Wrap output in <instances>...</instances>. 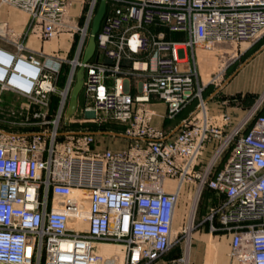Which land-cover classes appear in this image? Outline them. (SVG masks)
<instances>
[{
  "label": "built area",
  "instance_id": "1",
  "mask_svg": "<svg viewBox=\"0 0 264 264\" xmlns=\"http://www.w3.org/2000/svg\"><path fill=\"white\" fill-rule=\"evenodd\" d=\"M106 1L83 90L91 103L86 113L98 125L125 127L113 132L130 141L124 150L95 151L94 133H60L61 116L48 122L50 113L65 112L63 93L75 81L73 72L53 109L61 58L21 43L0 47V100L6 92L27 99L24 111L54 125L51 132L0 128V264H119L117 255L97 254L101 244L120 246L123 264H154L199 226L197 210L207 190L221 199L205 218L210 232L229 238L238 264H264L263 98L237 119L231 112L211 114L206 85L221 86L225 67L205 84L196 62L200 47L224 59L219 45L261 39L264 0ZM67 3L0 0L27 14L45 38L56 37ZM173 34L183 38L168 39ZM152 100L165 103L170 118L197 105L170 135L153 124ZM62 134L69 137L59 143ZM76 190L88 195L85 230L71 226L79 214L71 199ZM182 203L191 211L175 231Z\"/></svg>",
  "mask_w": 264,
  "mask_h": 264
},
{
  "label": "rangeland",
  "instance_id": "2",
  "mask_svg": "<svg viewBox=\"0 0 264 264\" xmlns=\"http://www.w3.org/2000/svg\"><path fill=\"white\" fill-rule=\"evenodd\" d=\"M101 0H68L67 10L64 16L63 22L58 27V32L54 38H45L41 35L39 28H34L31 25V20L27 15L13 7L9 6H0V28L7 29L6 38H0V47H6L8 49H14V46L11 43L15 44H24L26 47L34 50L36 52H44L48 55L56 58H61L63 61V68L61 74L58 76L55 84L58 87V91L50 96L51 106L53 109H56L61 101V93L66 90L67 83L69 82L70 74L78 72L80 69L79 65L76 63H83L84 52L91 35L92 23L94 16L98 11V7ZM6 7L9 10L16 11L14 15L11 12V15L14 16L13 19H8L6 14H1L2 9ZM20 13V14H19ZM25 15V17H23ZM13 20L14 23L8 21ZM7 23V24H6ZM14 33V34H12ZM97 37V36H96ZM5 39V40H4ZM8 41H10L8 43ZM264 43V36L259 39L257 42L252 43L254 50L260 48ZM249 43H224L219 45L217 48L218 54L226 53V58L221 59L217 55L216 51L211 52L206 50L204 47H200L197 52L196 62L198 70L200 73V81L207 84L210 81V78L215 75L218 67H225L227 69L233 62V59L230 58L233 55V51L236 52L237 45H248ZM229 49V50H228ZM233 50V51H231ZM201 54V55H200ZM75 63V64H74ZM221 64V65H220ZM187 67H181L182 70H185ZM76 83H72V88L68 93L67 105L65 112L59 114V112H52L47 115L48 122H53V120L60 117V123L58 125V131L60 133L72 132V131H85L91 132L92 130H98V122L94 121L95 116L92 114L86 113V108L91 105L90 101L87 98L85 91L83 90L79 96V106L76 114L72 118L67 117V110L69 107V101L71 96V91ZM218 85L220 83L218 82ZM206 90V89H205ZM29 104L27 99L18 98L14 95L6 92L0 100V128L12 132H21V133H32V132H51L54 130L53 124L42 125V116L36 117L34 113H28L23 110L25 105ZM31 108H35V105L32 104ZM13 123H39L37 125H13ZM111 123L105 124L110 125ZM69 135H60L58 137V142L62 143L68 140ZM187 195V194H186ZM209 198H213L212 195L209 196L207 192L203 194L202 201L197 210L196 215V225L199 226L193 230L188 237H178V243L171 250L176 256L177 260L175 264H186L185 260L187 258V248L190 241V248L192 253H197L199 260L198 264H204L206 260V250L208 243H206L207 238H212L218 244L219 251L222 252V255L216 254L215 263L219 260L222 261V264H238V262L231 256V248L229 247V240L226 238L214 237L218 234H213L210 232V227L205 218L208 215L209 209L212 206L209 202ZM218 198V197H217ZM216 198V202H220L221 199ZM71 199L76 200L79 203V214L77 216L82 217L87 210L88 204V195L85 191H82L80 194H72ZM191 208L185 207L182 204L179 206L180 210V219L178 222V230L181 227L184 214L189 213ZM78 218V217H77ZM210 236V237H209ZM222 236V235H218ZM194 257V255H193ZM192 257L190 264H195V259ZM212 264V254L208 255L207 263Z\"/></svg>",
  "mask_w": 264,
  "mask_h": 264
},
{
  "label": "crops",
  "instance_id": "3",
  "mask_svg": "<svg viewBox=\"0 0 264 264\" xmlns=\"http://www.w3.org/2000/svg\"><path fill=\"white\" fill-rule=\"evenodd\" d=\"M2 11L1 14H6L8 19H15L14 16L11 15V12L15 15L16 11L9 10L6 7H4ZM23 17H25V15H23ZM13 20L8 21L14 23ZM182 38V35H168V39L174 41L181 40ZM235 51L236 52L233 51V55L230 56V58L232 56L234 57L232 64L225 69L224 83L219 87L212 83L206 85L204 97L208 101L210 112L213 115L231 112L237 119L242 117L246 111L255 106L259 100L263 98L259 112L261 115H264V43L256 50H254L253 44L237 45ZM196 105L197 100L193 101L172 118L168 117L167 106L163 102L152 100L149 107L155 112L153 124L166 133L175 135L181 123L189 119L195 112ZM124 128V126L118 124L98 125V130L91 131L95 134L93 149L95 151H104L108 149L120 151L126 149L130 141L119 135L114 136L113 133H121L124 131ZM214 237L226 238L229 240L228 237L223 235H216ZM192 257L195 259V264H198V254L192 253L191 251L190 263ZM177 259L176 254L173 251H169L154 264H175Z\"/></svg>",
  "mask_w": 264,
  "mask_h": 264
},
{
  "label": "water",
  "instance_id": "4",
  "mask_svg": "<svg viewBox=\"0 0 264 264\" xmlns=\"http://www.w3.org/2000/svg\"><path fill=\"white\" fill-rule=\"evenodd\" d=\"M108 9V3L106 0H101L98 11L96 15L94 16L93 23H92V29H91V35L89 37L88 44L86 46L84 57H83V66L80 67L76 74V83L71 91L70 101H69V107L67 110V117L72 118L78 109L79 106V96L81 92L84 89L85 84V68L84 65L92 60V58L95 56L96 49H97V43H96V36L99 33V30L101 28V24L107 14Z\"/></svg>",
  "mask_w": 264,
  "mask_h": 264
},
{
  "label": "bare ground",
  "instance_id": "5",
  "mask_svg": "<svg viewBox=\"0 0 264 264\" xmlns=\"http://www.w3.org/2000/svg\"><path fill=\"white\" fill-rule=\"evenodd\" d=\"M6 31H7L6 28L5 29H4V27L0 28V38L3 39V38L8 37V35L6 34L7 33ZM8 42H10V41H8ZM19 44H16V45H19ZM178 53H182L183 54L184 50L179 49ZM64 96H65V98H67L68 93H65ZM80 193H82V190L73 191L72 194H80ZM193 212L190 214L191 222L193 221V218H194ZM180 216H181L180 215V210H177V212H176V220H175V231L178 230L177 228H178V222H179ZM77 217L78 218H76V221L73 222L71 224V226L73 228H77L79 230H85L87 228L86 227L87 225L84 223V215L82 217H79V216H77ZM190 229H191V223H190ZM206 241H207L206 243H208V246H207V250H206L207 254H206V260H205L204 264L207 263V258H208V255H210V254H212V264H222L221 260H219L216 263L214 262L216 254L222 255V252L219 251L218 244L216 243V241L213 240L212 238H207ZM190 249L191 248H190V241H189L188 248H187L188 253H187V258H186V261H185L186 264L190 263V253H191ZM97 254L100 255V256H103V257H112L114 255H117L118 258L120 259L119 264H123V253L121 251V247L116 245V244H101V245H99Z\"/></svg>",
  "mask_w": 264,
  "mask_h": 264
},
{
  "label": "trees",
  "instance_id": "6",
  "mask_svg": "<svg viewBox=\"0 0 264 264\" xmlns=\"http://www.w3.org/2000/svg\"><path fill=\"white\" fill-rule=\"evenodd\" d=\"M176 35H178V34H176ZM258 115H261V113L259 112ZM205 192H207V193L209 194V196H210V195L213 196V198H209V202L211 203L212 206L218 204V203L215 201L216 198H217V194H216L215 192H213V191H209V190H207V191H205ZM217 199H218V198H217Z\"/></svg>",
  "mask_w": 264,
  "mask_h": 264
}]
</instances>
